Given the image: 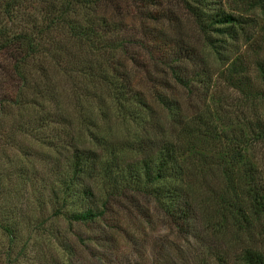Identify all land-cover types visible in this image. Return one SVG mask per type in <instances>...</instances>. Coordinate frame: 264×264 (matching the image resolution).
I'll list each match as a JSON object with an SVG mask.
<instances>
[{"label":"rangeland","instance_id":"374dc122","mask_svg":"<svg viewBox=\"0 0 264 264\" xmlns=\"http://www.w3.org/2000/svg\"><path fill=\"white\" fill-rule=\"evenodd\" d=\"M223 3L226 10L246 14L252 21L245 24L237 38L208 31L212 45L204 40L179 0H154L148 6L141 0H100V8L91 14L118 25L109 35L121 39L122 50H113L117 51L110 61L127 74L131 88H143L151 98L154 89L177 95L183 115L201 117L218 130H239L245 120H264V83L257 71V63H264V0ZM152 12H159V16L163 13L164 17L153 21L149 17ZM171 15L176 18L173 23L167 18ZM146 23L156 26V32L164 26L161 36L182 38L190 48L197 49L196 53H201L203 62L192 66L198 79L191 88L175 86L172 80L171 89L159 85L167 75L161 70L164 64L156 58L154 41L148 40V48L142 44L145 39L139 30ZM42 40L50 44L61 41L54 28L47 29ZM215 46L223 48L222 55L228 61L241 59L253 94L246 96L225 81L222 70L228 61L219 58L212 49ZM105 52L95 50L94 56L103 57ZM10 54L0 53V96L20 85L16 74L9 70ZM124 59L129 61L126 65ZM64 62L63 57L51 61L47 81L34 68L30 70V75L41 83L47 82L42 89L49 88L51 95L25 88L22 91L28 100L26 109L0 115V222L6 223L10 217L18 221L12 239L0 224V264H245L241 259L245 248L264 255V213H256L248 206L249 199L235 175L227 185L221 167L215 164L216 139L211 136L204 142L195 139L194 151L204 156L203 161L194 158L193 169L186 176L195 205L185 228L177 227L147 192L150 189L143 182L136 185L131 177L120 179L117 189L99 175L85 179L96 196L106 201L104 213L92 221H70L65 213L70 205L64 207V213L56 212L49 188L56 185L58 176L67 173V156L73 142L97 146L102 155L111 151L124 164L134 162L142 154L137 147L139 140L148 136L142 130V120L149 121L141 109L138 118H122L105 85L93 86L82 80L84 93L77 98L78 92L71 87L77 74L68 70ZM102 64L100 69L109 72L108 64L104 60ZM202 102L208 105L207 111ZM41 106L62 112L66 116L64 122L44 121L43 125L19 127L25 119L39 113ZM154 111L159 124H163L164 110L156 106ZM91 119L95 126L88 123ZM199 125L196 129L202 132L203 125ZM89 130L104 137L102 144L91 139ZM147 140L151 145L157 144L161 131L156 138ZM247 157L257 170V180L264 182L263 146L249 145Z\"/></svg>","mask_w":264,"mask_h":264},{"label":"trees","instance_id":"16d2710c","mask_svg":"<svg viewBox=\"0 0 264 264\" xmlns=\"http://www.w3.org/2000/svg\"><path fill=\"white\" fill-rule=\"evenodd\" d=\"M99 1L0 0V53L7 51L11 53L9 70L16 74L20 83L15 90L0 96V115L13 109L18 111L26 109L28 100L24 99V91H22L25 88L33 87L34 91L51 95L49 88L42 89L47 85L46 72L51 68V61L63 57L67 69L77 74V79L75 78L71 83L74 92H78L77 98L84 93L85 85H82V80L93 86L105 85L122 118L130 115L138 118L140 109L149 117L148 122L142 120V130L148 136H144L146 140H139L137 147L142 154L134 162L124 164L111 151L107 155H102L97 150V146L73 142V149L67 156V173L58 176L56 185L49 188L50 199L55 205L54 210L64 213V207L70 205L65 212L70 221L81 223L92 221L104 213L106 201L96 196L93 187L85 179L99 175L110 183L111 188H116L117 182L131 177L135 179L136 185L143 182V185L150 189L147 192L155 197L158 205L172 217L177 227L185 228L195 205L193 203L195 197L191 195L193 193L189 189L190 184L186 176L193 169L194 158L196 161L200 159L203 161L204 156L194 151L195 139L204 142L207 136H211L216 139L215 164L221 167L227 185H230L235 175L237 182L240 183V189L243 186L241 191L249 199L248 206L256 213H264V182L257 180L255 175L257 170L247 157L249 145L260 143L264 148V120L259 118L245 120V124L239 130L234 128L218 130L216 125L201 120V117L183 115L182 101L177 95L154 89L151 98L143 88H131L133 84L128 80L127 74L119 70L118 66L115 68L110 61L117 51L113 52V50L117 48L122 50L121 39L109 35V32L113 33L119 28L118 25L91 14L96 12L98 7L100 8ZM141 1L147 6L149 3H154V0ZM179 2L201 34L205 36L204 40H208L210 45L214 42L209 40L208 31L213 30L218 35L237 38L245 24L252 21L246 14L226 10L223 0H179ZM161 16L164 17V14L161 13ZM161 16L159 12L149 13L153 21H157ZM167 18L170 23L176 19L172 15ZM49 28H54L59 33L61 41L50 44L42 40ZM164 28L161 26L156 32V26L146 23L139 30V34L145 39L142 41L143 46L148 48V40H153L158 52L156 58H160L165 66L161 70L167 78L159 85H165L170 89L172 84L191 88L192 83L198 79L193 67L203 62L201 53H196L197 49L190 48L182 38L161 36L164 33L161 29ZM174 30L177 31L175 28ZM101 49L106 50L103 57H95L94 51ZM212 49L219 58L228 61L229 58H224L222 55L223 48L215 46ZM103 60L108 64L109 72H105L104 68L100 69ZM128 62L124 59L125 65ZM31 68L37 70L46 81L41 83V80L30 75ZM222 71L227 83L238 88L246 96L254 93L245 72L246 68L239 57L228 61ZM257 71L259 79L264 83L262 61L257 63ZM202 104L203 110L207 111L208 105L205 102ZM156 106L164 110L163 124H159V118L155 117ZM64 117L66 116L62 112L57 110L51 112L45 106H41L39 113L25 119L22 122L24 124L18 125L26 128L30 124H46L44 121L64 122ZM88 123L95 126L92 119ZM199 123L203 125L202 132L196 129L200 126ZM160 131L161 140L157 144H149L147 139L156 138ZM90 133L92 140L102 144L103 136L92 131ZM9 214L12 215L13 212ZM17 223L15 217L8 218L6 223L0 222L11 239L15 237ZM241 259L245 264H264V255L252 248H245L241 253Z\"/></svg>","mask_w":264,"mask_h":264}]
</instances>
